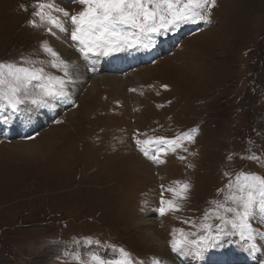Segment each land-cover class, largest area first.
Segmentation results:
<instances>
[{
    "label": "rangeland",
    "instance_id": "1",
    "mask_svg": "<svg viewBox=\"0 0 264 264\" xmlns=\"http://www.w3.org/2000/svg\"><path fill=\"white\" fill-rule=\"evenodd\" d=\"M35 2L0 0V64L63 76L42 47L66 61L56 48L59 33L30 24L39 21ZM55 2L71 13L83 7ZM68 39L84 66L93 63L123 86L102 80L91 94L96 75L77 86L71 72L70 100L56 104L65 108L58 111L63 120H43L17 137L0 134V264H77L93 254L118 264L121 249L132 264H205L221 253L222 262L264 264V218L251 220V241L217 218H232L217 206H233L226 197L237 174L264 177V0H216L208 23L181 25L149 49L125 51L154 55L126 72L101 70V56L85 61ZM38 108L28 104L26 112ZM10 111L0 113V123L26 113ZM193 129L175 151L156 142ZM157 153L163 163L150 159ZM184 184L180 199L174 192ZM161 199L180 210L168 211ZM146 227L162 240V253L145 239ZM173 241H183L187 255L173 252Z\"/></svg>",
    "mask_w": 264,
    "mask_h": 264
},
{
    "label": "snow or ice",
    "instance_id": "2",
    "mask_svg": "<svg viewBox=\"0 0 264 264\" xmlns=\"http://www.w3.org/2000/svg\"><path fill=\"white\" fill-rule=\"evenodd\" d=\"M67 3L82 5L78 12L71 13L61 7L55 0H36L33 7L36 9L33 17L39 21H30L33 27L39 28L48 25L50 34L64 33L78 45L77 51L85 61L91 56H109L114 53L132 49H149L156 43V38L177 30L181 25L190 23L209 22L211 8L215 7L216 0H65ZM25 10V6H21ZM59 13L61 15H56ZM70 26V32H69ZM44 51L53 59L49 61L51 67L63 72V76H52L46 73L43 66L22 67L14 64H0V113L11 110L19 114L27 110V105L36 107L48 106L51 101L58 99L70 100L67 86L73 81L69 73V64L60 58L59 54L47 44L42 45ZM33 64V61H24ZM43 65V62H40ZM23 106V107H22ZM7 122V121H5ZM192 133L182 134L174 140L165 141L157 138V143L172 145V151L180 147V141L192 140ZM150 141H137V144ZM185 151L187 149H184ZM146 156L148 151L141 149ZM157 155L150 159L157 161ZM249 159H258L250 156ZM183 159V157H180ZM233 186L235 192L232 191ZM189 186L184 184L179 192H174L180 199H186L185 193ZM168 191H173L168 189ZM226 201L232 202V207L223 208L225 213H232V218L217 215L225 225H231L233 230H239L240 235L247 240H255V229L251 220L264 218V177L256 174L239 173L233 182L229 183V194ZM161 204H167L168 211H179L180 205L174 201L161 199ZM163 215L164 207L159 209ZM207 215V214H206ZM261 222H264L262 219ZM210 229V226H206ZM264 235V234H261ZM215 237L212 238L215 241ZM208 246H216L210 244ZM183 241H173L172 251L179 255H187L183 250ZM255 250L257 245H250ZM124 259L118 264H132L128 260L129 254L120 250ZM203 255V250L197 252V258ZM77 264H112L103 257L93 254L91 257L77 258Z\"/></svg>",
    "mask_w": 264,
    "mask_h": 264
},
{
    "label": "bare ground",
    "instance_id": "3",
    "mask_svg": "<svg viewBox=\"0 0 264 264\" xmlns=\"http://www.w3.org/2000/svg\"><path fill=\"white\" fill-rule=\"evenodd\" d=\"M60 37L61 41L56 40V48H58V52H60L67 60V62H69V73H72L73 79H75V84H77V86L79 85H83L89 75L92 72V75H96V78L94 80H91L89 82H91V87L89 89V93L93 94L94 89L96 88V84L97 82H100L102 80H105V82H107L110 86H112L114 89L118 90L122 88L123 86V81H121V79L117 76H113V75H108V74H100L95 67V65L93 63H89L88 65L84 66V64H82L80 62V60L77 58V54L76 52L74 53V51L71 48L70 45V41H69V37L70 35H66L64 33H59L57 35V38ZM113 57V55L108 56L106 59L110 60ZM137 58V56H134L129 60V63H131L132 61H135ZM132 59V60H131ZM131 60V61H130ZM119 58H117V61L114 62H110V64H116L118 63ZM105 62H100V66H102ZM90 64H92L93 66H90ZM97 66V65H96ZM86 68V69H85ZM112 68V67H111ZM108 69L107 65L101 67V70L106 71ZM113 69V68H112ZM75 73V75H74ZM90 73V74H89ZM99 73V75H97ZM89 74V75H87ZM115 74V73H114ZM131 73L129 72L127 74V76L131 77L130 75ZM71 75V74H70ZM104 75V76H103ZM142 75V74H141ZM135 78V77H134ZM132 80V79H131ZM134 82V81H133ZM77 89V88H76ZM57 100L55 101H51L50 104L48 106H44V107H39L38 109L39 112L37 111V109H31L28 113H24L21 114L19 117L14 118L9 122L7 121L6 123H0V130H2L0 132L1 135H6V136H12V137H17L20 136V133L22 134H29L30 132H32L36 127L40 126L41 122L43 120H48L50 118L55 119L57 121H60L61 118H59V110H64V106L62 105H56L57 104ZM18 115V114H17ZM13 116V115H12ZM11 116V117H12ZM63 120V118L61 119ZM0 135V136H1ZM1 138V137H0ZM18 144V143H17ZM20 144V143H19ZM23 144V143H22ZM21 145V144H20ZM26 146V145H25ZM24 146V147H25ZM29 147V146H28ZM18 149V148H17ZM151 221V219H149ZM147 221V220H146ZM145 221V222H146ZM141 222V221H140ZM145 226H150L151 223H148L147 225L144 224ZM146 234H144L145 239L147 240V242H149V244L153 245L154 247L157 248L159 253H162L165 249L164 244L162 242L161 239H159L158 237H156L154 235L153 232H151L150 230H147L146 227ZM228 238V237H227ZM225 240V239H224ZM232 241V240H231ZM225 242V241H224ZM222 243V242H221ZM226 245V243L224 244ZM223 245V246H224ZM241 245V244H240ZM220 246V245H219ZM237 247V246H236ZM241 248V247H240ZM156 250V249H155ZM214 251V250H213ZM217 251V249H216ZM236 251V250H235ZM220 252V251H219ZM243 252V251H242ZM214 253V252H211ZM237 253V252H236ZM220 254V253H219ZM222 254V253H221ZM219 255L216 259L215 262L212 264H220V260H222L223 256ZM235 254V253H234ZM229 255V254H228ZM249 256V255H248ZM216 257V256H215ZM225 257V256H224ZM165 259V258H164ZM196 259V258H195ZM205 260V259H204ZM203 262L205 264H209V260L207 259L206 261ZM239 260V259H238ZM250 260V259H249ZM200 261V260H199ZM197 262V261H196ZM202 262V261H201ZM189 264V262H188ZM191 264V263H190ZM196 264V263H195ZM227 264V263H224Z\"/></svg>",
    "mask_w": 264,
    "mask_h": 264
}]
</instances>
